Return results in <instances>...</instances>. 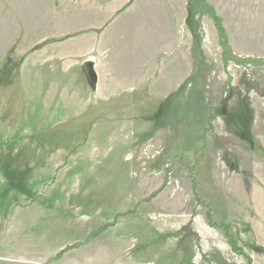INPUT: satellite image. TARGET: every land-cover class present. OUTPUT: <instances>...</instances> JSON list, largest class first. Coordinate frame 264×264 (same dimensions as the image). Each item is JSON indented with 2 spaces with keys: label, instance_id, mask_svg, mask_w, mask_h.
<instances>
[{
  "label": "rangeland",
  "instance_id": "374dc122",
  "mask_svg": "<svg viewBox=\"0 0 264 264\" xmlns=\"http://www.w3.org/2000/svg\"><path fill=\"white\" fill-rule=\"evenodd\" d=\"M86 7L0 0V264H264V0Z\"/></svg>",
  "mask_w": 264,
  "mask_h": 264
},
{
  "label": "crops",
  "instance_id": "0c3cea01",
  "mask_svg": "<svg viewBox=\"0 0 264 264\" xmlns=\"http://www.w3.org/2000/svg\"><path fill=\"white\" fill-rule=\"evenodd\" d=\"M93 24H109L112 18H126L127 24H144L149 38H158L159 25L181 23L187 13V0H84ZM90 16V17H92ZM123 21L118 23L124 24ZM153 31L152 32H150ZM138 31H142L141 29ZM141 39V37H138Z\"/></svg>",
  "mask_w": 264,
  "mask_h": 264
},
{
  "label": "water",
  "instance_id": "95a60500",
  "mask_svg": "<svg viewBox=\"0 0 264 264\" xmlns=\"http://www.w3.org/2000/svg\"><path fill=\"white\" fill-rule=\"evenodd\" d=\"M84 67H85L86 71L88 72L90 80L91 81L93 80L95 82L96 73H95L94 68H93V63L87 62Z\"/></svg>",
  "mask_w": 264,
  "mask_h": 264
}]
</instances>
